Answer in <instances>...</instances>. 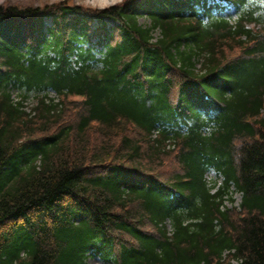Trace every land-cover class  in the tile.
<instances>
[{
  "label": "trees",
  "instance_id": "16d2710c",
  "mask_svg": "<svg viewBox=\"0 0 264 264\" xmlns=\"http://www.w3.org/2000/svg\"><path fill=\"white\" fill-rule=\"evenodd\" d=\"M251 22L264 29V0L0 4V264H264ZM13 89L39 98L34 116Z\"/></svg>",
  "mask_w": 264,
  "mask_h": 264
},
{
  "label": "rangeland",
  "instance_id": "374dc122",
  "mask_svg": "<svg viewBox=\"0 0 264 264\" xmlns=\"http://www.w3.org/2000/svg\"><path fill=\"white\" fill-rule=\"evenodd\" d=\"M54 1H59V0H0V4H16L19 6H27V5H43L45 3H50ZM74 3L78 4H84V5H90L93 7H107L110 5H113L115 3L120 2L121 0H71ZM229 12H232L233 9L229 8ZM139 21L143 25H148L149 24V18L143 13V15L139 16ZM110 25L113 23L112 21L108 22ZM156 36H158V31L155 33ZM96 40V39H95ZM51 96H55L52 92L50 93ZM13 97H17V91H13ZM37 98L31 96L27 102H25L26 109L28 111L31 110V108L36 104ZM215 177L214 173H209L208 178ZM235 196V204H238L241 200V195L239 192L234 193ZM87 264H105L101 259L98 258V256H91L89 259H87Z\"/></svg>",
  "mask_w": 264,
  "mask_h": 264
}]
</instances>
